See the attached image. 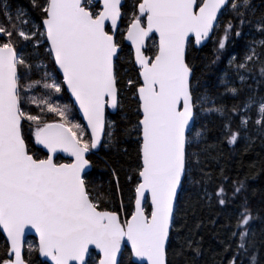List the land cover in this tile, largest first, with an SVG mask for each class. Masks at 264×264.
Returning <instances> with one entry per match:
<instances>
[{"label":"snow or ice","instance_id":"obj_1","mask_svg":"<svg viewBox=\"0 0 264 264\" xmlns=\"http://www.w3.org/2000/svg\"><path fill=\"white\" fill-rule=\"evenodd\" d=\"M246 28L261 38L247 42L239 61L230 57L224 92L214 93L201 83L197 51L213 43L215 64ZM125 101L120 126L108 109ZM207 116L220 119L229 145L264 143V4L0 0V264H174L185 250L200 256L191 235L176 245L193 184L201 185L197 204L215 198L221 211L235 206L226 264H264L257 258L264 216L249 202L248 177L225 176L212 193L206 186L207 146L193 149L204 143L207 128L194 129ZM121 137L135 144L127 203L115 168L114 187L90 178L92 157ZM31 230L38 243L25 248Z\"/></svg>","mask_w":264,"mask_h":264},{"label":"trees","instance_id":"obj_2","mask_svg":"<svg viewBox=\"0 0 264 264\" xmlns=\"http://www.w3.org/2000/svg\"><path fill=\"white\" fill-rule=\"evenodd\" d=\"M13 4L27 7L28 0H12ZM257 9L261 8L264 0H253ZM230 18V17H226ZM246 35L241 38H230V43L226 44V49L220 55L219 60L215 64H211L214 57V45L207 43V47H202L197 51V64L200 67L198 75L201 77V83L207 89L214 93H223L224 87L221 80L224 78L225 72L229 71L228 60L235 55L237 60L244 55L247 42L261 37L255 29H245ZM211 65L205 68V65ZM257 78L259 73H256ZM38 78V76H37ZM258 87V85H257ZM225 103H231L227 97H219ZM65 98L61 103H68ZM129 102L125 101L121 109H117L115 114H110L109 119L123 126L122 117L129 112ZM77 122L83 124L80 115H77ZM201 126L207 128L204 143L194 148V151H200L201 148L207 146V154L201 157L203 161V171L210 174L207 181V188L210 193L223 181V177L229 180L236 178L244 179L248 177L249 185L248 198L251 206L262 216H264V143L259 139H255V143L250 147H245L242 142L238 146L227 144L219 133L220 119L216 116H207L198 122L195 131L201 130ZM126 150V152H125ZM93 168L90 178L98 185L105 189L115 186V179L112 175V168L116 169V175L120 181V191L123 195L125 203L133 195L135 176L130 169L135 168V144L133 138L121 137L120 143L114 145L111 150H101L97 156L92 157ZM108 161V164H105ZM223 172V175L221 174ZM133 175V180L126 179L128 175ZM199 169L194 175L195 180L200 179ZM225 187L227 189V182ZM188 199L179 212L180 236L176 240V245L183 243L184 239L191 235L195 241L199 242L201 255L193 258L187 250L180 256L174 258V264H226L227 252H225L226 244L229 242L230 229L235 224L236 212L235 206L229 207L227 211L219 210L215 198L209 203L203 201L197 204L198 197L202 195L201 185H190ZM199 225V227H197ZM259 228V222L257 224ZM6 240L0 230V253ZM36 240L29 238L25 248L28 245L35 247ZM257 258L264 260V249H257Z\"/></svg>","mask_w":264,"mask_h":264},{"label":"water","instance_id":"obj_3","mask_svg":"<svg viewBox=\"0 0 264 264\" xmlns=\"http://www.w3.org/2000/svg\"><path fill=\"white\" fill-rule=\"evenodd\" d=\"M206 43H208V42H206ZM116 112H117V110H113V109H111V108L108 109V113H109V114H115ZM80 118H81L83 124L86 125V121L83 120L82 115H80ZM38 147H42V146H38ZM58 156H61L62 158H64V159H65V162H66L67 154H59V153H58ZM92 168H93V167H92ZM91 170H92V169H91ZM91 170H90V172H91ZM0 230H1V233H2L3 237H4L5 240H6V233H4L2 229H0ZM29 238H33V239H35V240H36V243H38V234H36L34 230H31V231L26 232V242H27V240H28ZM26 242H25V245H26ZM42 259H46V258H42Z\"/></svg>","mask_w":264,"mask_h":264}]
</instances>
